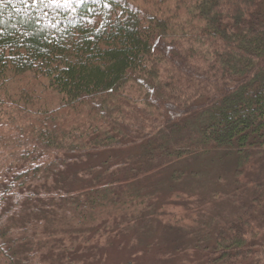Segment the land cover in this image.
<instances>
[{
	"label": "trees",
	"instance_id": "16d2710c",
	"mask_svg": "<svg viewBox=\"0 0 264 264\" xmlns=\"http://www.w3.org/2000/svg\"><path fill=\"white\" fill-rule=\"evenodd\" d=\"M136 142L140 165L78 171ZM224 151L238 174L264 153V0H0V264H114L133 182ZM243 220L207 264L248 259Z\"/></svg>",
	"mask_w": 264,
	"mask_h": 264
},
{
	"label": "rangeland",
	"instance_id": "374dc122",
	"mask_svg": "<svg viewBox=\"0 0 264 264\" xmlns=\"http://www.w3.org/2000/svg\"><path fill=\"white\" fill-rule=\"evenodd\" d=\"M198 113L191 114L189 121H195ZM143 152V144L137 142L101 150L80 163L78 171L103 159L110 165L131 157L140 165ZM261 155L253 156L241 174L235 170L236 158L225 151L189 155L174 168L142 174L129 193L138 188L145 204L134 212L129 208L117 218V227L111 221L116 232L109 231L108 242L99 243V248L114 264H131L134 255L140 256V264H207L206 255L219 232L242 217L247 220L243 237L256 243L248 259L234 264H264V153ZM152 165L146 164L147 171ZM76 168L70 165L67 173L72 175ZM131 173L133 169L128 168L122 175Z\"/></svg>",
	"mask_w": 264,
	"mask_h": 264
}]
</instances>
